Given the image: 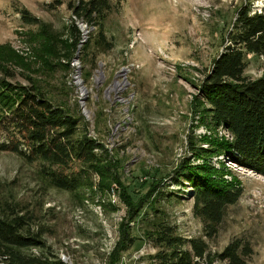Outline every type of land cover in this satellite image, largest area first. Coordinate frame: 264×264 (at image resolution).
Returning a JSON list of instances; mask_svg holds the SVG:
<instances>
[{
    "label": "rangeland",
    "instance_id": "obj_1",
    "mask_svg": "<svg viewBox=\"0 0 264 264\" xmlns=\"http://www.w3.org/2000/svg\"><path fill=\"white\" fill-rule=\"evenodd\" d=\"M248 2L253 11L264 7V0H111L103 26L112 47L97 45L96 29L78 22L80 47L88 41L90 47L73 53L74 68L63 55L71 50L65 41L72 15L66 3L53 8V0H0V78L33 85L76 117L77 135L86 132L103 143L117 174L115 183L90 174L78 190L66 192L44 179L39 162L3 151L0 214L21 210L31 217L32 227L43 230L47 245L68 264H156L149 257L158 248L147 233L154 234L159 223L185 239L203 237L211 255L230 241H246L252 250L247 264H264V177L224 155L203 152L193 160L225 167L226 174L217 171L216 178L242 187L238 202L227 206L216 234L207 239L193 215L190 188L175 174L183 157L192 162L190 146L209 152L216 148L213 143L232 141L225 128L210 123L198 90L236 9ZM25 11L50 25L54 43L37 25L24 23ZM262 75L264 56L247 55L244 76ZM153 188L162 195L149 197ZM137 207L132 219L130 211ZM127 226L134 243L110 256L119 230Z\"/></svg>",
    "mask_w": 264,
    "mask_h": 264
},
{
    "label": "trees",
    "instance_id": "obj_2",
    "mask_svg": "<svg viewBox=\"0 0 264 264\" xmlns=\"http://www.w3.org/2000/svg\"><path fill=\"white\" fill-rule=\"evenodd\" d=\"M53 1V8L66 3L72 14L65 27L68 33L65 41L71 50L63 55H67L68 61L76 57L73 53L80 50L77 54H82L90 47V41L80 47L82 31L77 27L80 21L96 29L97 45L106 50L112 47V43L105 40L103 26L112 10L111 0ZM21 13L24 23L37 25L38 32L54 43L56 33L50 25L32 18L26 11ZM222 43L198 91L208 105L210 123L225 128L232 141L223 139L213 143L216 148L209 152L191 147L189 141L192 162L183 157L175 170L176 181L183 185L185 180L190 188L193 215L202 222L207 239L216 234L227 206L238 202L242 187L216 178L217 171L220 176L226 174L225 167L216 169L208 163L194 164L193 160L203 152L207 156L224 155L229 162L264 177V75L255 80L244 76L247 55L264 56V7L253 11L249 2L239 6ZM78 129V119L54 105L44 92L33 85H13L0 78V153L19 156L27 163L39 162L45 168L44 179L53 188L66 192L78 190L90 174L115 183V163L104 144L86 132L77 135ZM73 163L79 165V170L72 169ZM155 188L149 197L162 195ZM136 209L130 211L132 219L141 208ZM30 220L32 218L21 210L0 214V264H68L47 245L43 230L39 226L33 228ZM128 230V226L119 230V241L113 245L110 256L117 250L127 251L134 243ZM155 230L147 236L158 248V252L149 257L156 264H197L200 261L212 264L215 260L247 264L252 253L246 241L234 240L220 253L211 255L201 236L185 239L177 235L173 227L161 223Z\"/></svg>",
    "mask_w": 264,
    "mask_h": 264
},
{
    "label": "built area",
    "instance_id": "obj_3",
    "mask_svg": "<svg viewBox=\"0 0 264 264\" xmlns=\"http://www.w3.org/2000/svg\"><path fill=\"white\" fill-rule=\"evenodd\" d=\"M78 23V22H77ZM79 24V23H78ZM77 24V27H79L80 28V25H78ZM75 59H72V61L71 62H73V65L75 66L74 68H76V67H78V61H75ZM73 79H74V82H76L77 81V76L76 75H74L73 76ZM118 84V83H117Z\"/></svg>",
    "mask_w": 264,
    "mask_h": 264
},
{
    "label": "water",
    "instance_id": "obj_4",
    "mask_svg": "<svg viewBox=\"0 0 264 264\" xmlns=\"http://www.w3.org/2000/svg\"><path fill=\"white\" fill-rule=\"evenodd\" d=\"M83 30V29H82ZM75 58H77V57H75Z\"/></svg>",
    "mask_w": 264,
    "mask_h": 264
}]
</instances>
